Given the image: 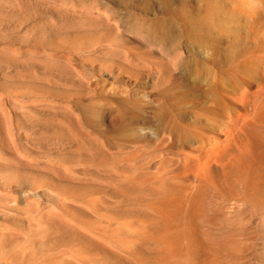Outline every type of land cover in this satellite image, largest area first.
I'll return each instance as SVG.
<instances>
[{
	"label": "rangeland",
	"instance_id": "374dc122",
	"mask_svg": "<svg viewBox=\"0 0 264 264\" xmlns=\"http://www.w3.org/2000/svg\"><path fill=\"white\" fill-rule=\"evenodd\" d=\"M180 2L0 0V264H155L119 240L157 228L165 172L263 80L261 38L212 57Z\"/></svg>",
	"mask_w": 264,
	"mask_h": 264
},
{
	"label": "bare ground",
	"instance_id": "6f19581e",
	"mask_svg": "<svg viewBox=\"0 0 264 264\" xmlns=\"http://www.w3.org/2000/svg\"><path fill=\"white\" fill-rule=\"evenodd\" d=\"M193 1L188 21L195 42L212 57L223 44L238 46L242 35L264 42V0ZM245 49L264 53L256 45ZM262 79L249 109L219 127L226 132L222 141L209 139L165 172L162 182L175 181L164 185L171 196L151 222L157 228L119 240L126 254L155 264H247L252 251L264 258V67ZM137 243L152 244L156 254H141Z\"/></svg>",
	"mask_w": 264,
	"mask_h": 264
}]
</instances>
